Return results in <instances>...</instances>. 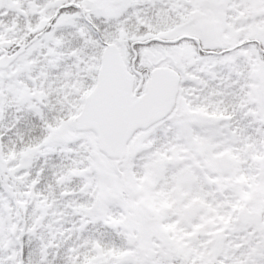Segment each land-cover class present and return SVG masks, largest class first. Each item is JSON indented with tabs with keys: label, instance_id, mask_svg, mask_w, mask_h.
<instances>
[{
	"label": "snow or ice",
	"instance_id": "obj_1",
	"mask_svg": "<svg viewBox=\"0 0 264 264\" xmlns=\"http://www.w3.org/2000/svg\"><path fill=\"white\" fill-rule=\"evenodd\" d=\"M0 264H264V0H0Z\"/></svg>",
	"mask_w": 264,
	"mask_h": 264
}]
</instances>
